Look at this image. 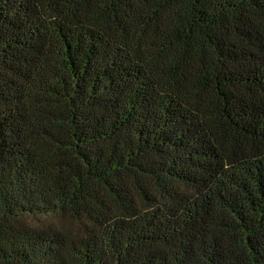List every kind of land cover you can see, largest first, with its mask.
<instances>
[{"label": "trees", "instance_id": "1", "mask_svg": "<svg viewBox=\"0 0 264 264\" xmlns=\"http://www.w3.org/2000/svg\"><path fill=\"white\" fill-rule=\"evenodd\" d=\"M0 264H264V0H0Z\"/></svg>", "mask_w": 264, "mask_h": 264}]
</instances>
